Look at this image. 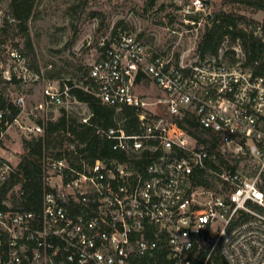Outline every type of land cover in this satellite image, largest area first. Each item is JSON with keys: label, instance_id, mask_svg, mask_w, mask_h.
<instances>
[{"label": "built area", "instance_id": "obj_1", "mask_svg": "<svg viewBox=\"0 0 264 264\" xmlns=\"http://www.w3.org/2000/svg\"><path fill=\"white\" fill-rule=\"evenodd\" d=\"M206 6L204 0H190L182 10L196 18L185 20L200 24L208 16ZM17 22L0 3V33ZM243 31L262 46L248 64L240 44L231 61L175 64L171 54L152 51L127 30L103 42L102 56L85 78L90 83L74 85L90 89L117 111L122 104L133 106L137 129L126 131L123 118L100 129L124 157L75 162L71 156H47L49 189L41 214L0 210V264H264V211L256 208H264L259 186L264 174V17L248 18ZM0 53L6 58L5 63L0 59L6 78L14 74L26 82L37 76L21 51L2 37ZM139 73L162 91L153 102L133 90ZM42 96L44 103L36 109L49 103L69 110L68 83L47 79ZM15 102L22 112L25 93L20 91ZM184 113L216 140L211 153L172 119ZM2 118L0 110V123ZM24 130L38 134L42 126L34 122ZM73 148L74 142L68 145ZM223 150L229 158L245 160L252 174L218 164L216 153ZM15 168L0 155V187ZM197 170H204L208 182L197 183Z\"/></svg>", "mask_w": 264, "mask_h": 264}, {"label": "rangeland", "instance_id": "obj_2", "mask_svg": "<svg viewBox=\"0 0 264 264\" xmlns=\"http://www.w3.org/2000/svg\"><path fill=\"white\" fill-rule=\"evenodd\" d=\"M189 1L35 0L32 16L27 21L31 49L25 47V37L16 30V26L10 27L7 37V44H15L24 55L30 71L37 76L30 77L26 82L20 81L19 87H13V95L19 90L25 93V107L17 116V122L7 126L0 143V154L17 156L22 151L21 138L29 137L24 126L43 118L44 114H52L53 118L59 114L60 109L49 103L43 109H36L38 103H44L42 89L45 81L53 79L59 84L70 81L83 85L92 63L102 55L101 44L119 30L134 33L152 51L171 54L175 64L200 60L196 43L206 26V18L200 24L188 23L185 19L189 16L182 9ZM0 3L9 7L10 0H0ZM206 4L208 15L216 10L239 15L237 27L242 30L248 18L264 17V10L241 2L209 0ZM73 5L80 8L74 12L71 9ZM238 49L239 40L231 43L225 39L218 49V55H206L205 59L231 61V55L227 53L233 50L237 54ZM2 56L0 53V59ZM133 90L149 102L162 95L148 76L142 77ZM82 106L73 100L65 101V107L78 117L83 116ZM153 106L154 111H159L158 104ZM226 152L223 150V156L227 158ZM219 186L220 183H217V189Z\"/></svg>", "mask_w": 264, "mask_h": 264}, {"label": "trees", "instance_id": "obj_3", "mask_svg": "<svg viewBox=\"0 0 264 264\" xmlns=\"http://www.w3.org/2000/svg\"><path fill=\"white\" fill-rule=\"evenodd\" d=\"M226 1V0H222ZM241 2L253 8L264 10V0H227ZM10 11L18 20L13 25L16 30L21 32L25 37L24 43L27 49H31V41L27 36V21L32 16L35 7V0H10ZM79 5H73L71 9L76 12ZM195 19V15H187ZM240 16L235 13H225L222 10H216L206 16V26L198 36L197 52L201 59L206 55L216 57L218 49L225 39L231 43L239 40L242 52L245 54L244 64H248L257 58L262 51L261 42L258 38L243 31L237 27L240 22ZM10 27L1 29L0 37L7 40ZM15 47V44H12ZM104 48V46H103ZM227 54L234 56L235 52L230 50ZM5 63L6 58L2 56ZM140 75L137 74L135 80ZM69 93L72 98L83 102L90 109L91 114L87 121L74 115L72 110H66L64 107L59 108V114L53 118L49 115L47 118H38L36 122L42 126V132L38 134H28L29 137L21 138L22 151L17 153L18 162L16 163L15 172L11 174L8 181L0 187V210L3 211H23L31 210L37 216L42 212L43 195L49 189L47 168L44 159L47 156L60 158H73V161L79 162L81 158L92 162L95 158H107L110 156H123L122 152L112 149L110 138L100 132L115 126V119L123 118V127L126 131L137 129L138 111L131 105L122 104L117 111L114 106L101 103L100 100L91 92L90 89H84L82 86L74 85L68 81ZM20 80L14 74L10 78L4 76V68L0 67V110L3 112V118L0 123V143L2 134L7 125L13 123L14 119L21 112V106L15 102L16 96L20 93L15 92L13 87H19ZM172 119L181 127L189 131L198 143L206 145V149L211 153L216 146V140L208 134L195 120L190 113H184L181 116L175 115ZM74 142V148L68 149V145ZM69 158V159H71ZM218 164L227 169H240L247 175H251V167L245 160L224 157L216 153ZM72 161V162H73ZM209 165L218 167L212 161ZM198 176H195L197 183L208 182L204 177V170H197ZM259 186L264 190V174H260ZM259 211L264 208L256 206ZM246 216V215H245Z\"/></svg>", "mask_w": 264, "mask_h": 264}, {"label": "crops", "instance_id": "obj_4", "mask_svg": "<svg viewBox=\"0 0 264 264\" xmlns=\"http://www.w3.org/2000/svg\"><path fill=\"white\" fill-rule=\"evenodd\" d=\"M73 11V10H72ZM105 42H107V41H105ZM102 45V44H101ZM103 45H102V52H103ZM102 56V55H101ZM101 58V57H100ZM142 77H145V75L144 74H142V75H140V77L137 79V80H135V82H134V85H136V83L138 82V81H140L141 79H142ZM147 77V76H146ZM86 78V77H85ZM81 80V79H80ZM79 80V81H80ZM86 84H88V83H90V81L87 79L86 81ZM157 86V85H156ZM158 87V86H157ZM159 88V87H158ZM159 91L160 92H162L161 91V89L159 88ZM161 95V94H160ZM145 99H147L146 97H144ZM73 99V98H72ZM71 99V100H72ZM74 100V99H73ZM149 101V100H148ZM75 102H77L78 104H82L83 106V108H84V112H83V116H86V115H88L89 113H91V111H90V109L87 107V105L85 104V103H83V102H78V101H75ZM150 107L151 108H154V106H153V104H151L150 105ZM71 110V109H70ZM3 137V136H2ZM0 155H2V154H0ZM3 156H5V157H7V158H9L11 161H12V163L13 164H16L17 162H18V156H14V155H12V154H7V155H3Z\"/></svg>", "mask_w": 264, "mask_h": 264}, {"label": "water", "instance_id": "obj_5", "mask_svg": "<svg viewBox=\"0 0 264 264\" xmlns=\"http://www.w3.org/2000/svg\"><path fill=\"white\" fill-rule=\"evenodd\" d=\"M205 2L207 3V2H209V0H205Z\"/></svg>", "mask_w": 264, "mask_h": 264}]
</instances>
